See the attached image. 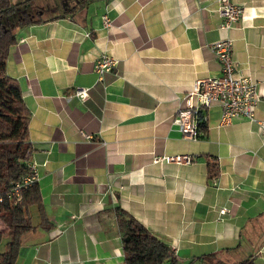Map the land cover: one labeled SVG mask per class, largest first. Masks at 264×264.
<instances>
[{
    "label": "crops",
    "instance_id": "obj_1",
    "mask_svg": "<svg viewBox=\"0 0 264 264\" xmlns=\"http://www.w3.org/2000/svg\"><path fill=\"white\" fill-rule=\"evenodd\" d=\"M232 1L244 13L229 29L220 28L215 0H95L82 14L50 21L61 16L54 0V14L43 9V21L19 30L6 72L31 111L28 142L51 225L37 221L22 235L19 264H122L117 207L165 242L176 264H213L197 259L211 253L233 263L246 255L239 247L257 241L250 257L264 264L257 122L240 115L222 124L214 106L202 110L205 133L200 127L195 139L173 124L195 82L221 74L211 47L220 38L232 40L237 73L255 83L254 113L264 121V0ZM101 52L117 63L99 79L93 61ZM174 153L191 163L153 160Z\"/></svg>",
    "mask_w": 264,
    "mask_h": 264
},
{
    "label": "trees",
    "instance_id": "obj_2",
    "mask_svg": "<svg viewBox=\"0 0 264 264\" xmlns=\"http://www.w3.org/2000/svg\"><path fill=\"white\" fill-rule=\"evenodd\" d=\"M95 0H77L74 5L61 9V16H74L79 10ZM34 10L33 14L27 11ZM34 0H0V193L9 189L11 183L28 172L24 163L30 148L28 142L31 111L24 102L18 81L6 72V62L10 47L17 42V33L23 27L43 21L42 14ZM203 126V128H202ZM205 133L203 123H199ZM201 129V130H202ZM218 175L216 164L208 163V177ZM38 182V181H37ZM22 191V200L14 205L5 201L0 203V242L4 239V249L0 252V264H19L21 237L38 226L49 229L38 183ZM36 206L39 216L37 225L32 223L30 208ZM116 221L121 230L124 260L122 264H162L170 261L176 264L175 256L169 246L151 233L141 222L120 207L115 209ZM128 238L125 240V238ZM197 259L212 260L213 264H253L252 258L233 263L219 260L215 253L202 255Z\"/></svg>",
    "mask_w": 264,
    "mask_h": 264
},
{
    "label": "built area",
    "instance_id": "obj_3",
    "mask_svg": "<svg viewBox=\"0 0 264 264\" xmlns=\"http://www.w3.org/2000/svg\"><path fill=\"white\" fill-rule=\"evenodd\" d=\"M216 10L223 18L220 28H232L241 19L244 8L235 4L232 0H215ZM102 23L105 27L109 25L106 15L102 16ZM212 51L219 64L221 74L217 77H207L195 82L194 87L183 96V106L180 107L173 116L175 124L183 137L195 139L199 131V123L205 121L203 109L219 106L220 123L228 124L237 116L243 115L251 121L257 122L259 130L264 134V121L255 116V106L259 100V93L252 79L237 73V64L232 57V40L220 38L212 42ZM116 61L107 52H101L93 61V68L99 79L110 72L115 66ZM75 96L84 99L86 96L85 88H77ZM71 97V96H70ZM69 97V98H70ZM87 140L92 136L81 132ZM29 149L25 155L24 163L28 172L11 183L8 190L0 193V203L5 201L16 205L22 200V191L36 183L39 179L36 164L31 157ZM154 162L186 165L191 163V157L185 153L164 154L153 158ZM226 208L220 210L225 213Z\"/></svg>",
    "mask_w": 264,
    "mask_h": 264
},
{
    "label": "rangeland",
    "instance_id": "obj_4",
    "mask_svg": "<svg viewBox=\"0 0 264 264\" xmlns=\"http://www.w3.org/2000/svg\"><path fill=\"white\" fill-rule=\"evenodd\" d=\"M19 1H21V0H11L12 3H18ZM63 1L64 2H69L70 5H74L77 0H59V2H58L59 3L58 4V10H61L63 8V5H64ZM34 4L37 5V6H42L43 7V8L42 7H37L38 10L45 9V11H46L45 16L52 15V14H54L57 11V9H56L57 4L54 3V0H34ZM81 10H83V9H81ZM29 11L34 13V10H29ZM79 14H82L81 11L80 12L78 11L76 13V16L79 15ZM36 15H38V14H36ZM29 213H30L31 218H32V223L36 225V222L39 221V216L37 214L38 211H37L36 206H32L30 208ZM31 234H32V231L28 232L26 236H30ZM5 242H6L5 239L0 242V252L3 251ZM253 243H254L253 245H247V250H245V249L243 250V249H241L239 247L238 250L236 251V252H246V255H244L242 257V260L243 259H247L250 256H252L253 253L256 252L258 247L261 245L262 242L261 241H257V242H253ZM232 262H234V260Z\"/></svg>",
    "mask_w": 264,
    "mask_h": 264
},
{
    "label": "flooded vegetation",
    "instance_id": "obj_5",
    "mask_svg": "<svg viewBox=\"0 0 264 264\" xmlns=\"http://www.w3.org/2000/svg\"><path fill=\"white\" fill-rule=\"evenodd\" d=\"M63 3H64L63 7H65V5H67V2H64V1H63ZM41 12H42V11L39 10L38 15L41 14ZM27 13H28V14H33L31 11H27Z\"/></svg>",
    "mask_w": 264,
    "mask_h": 264
},
{
    "label": "water",
    "instance_id": "obj_6",
    "mask_svg": "<svg viewBox=\"0 0 264 264\" xmlns=\"http://www.w3.org/2000/svg\"><path fill=\"white\" fill-rule=\"evenodd\" d=\"M128 238L126 237L125 240H127Z\"/></svg>",
    "mask_w": 264,
    "mask_h": 264
}]
</instances>
